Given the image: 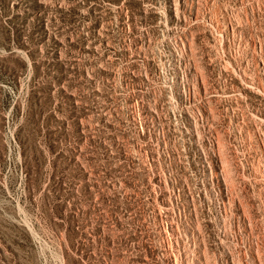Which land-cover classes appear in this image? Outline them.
<instances>
[{"label": "rangeland", "instance_id": "obj_1", "mask_svg": "<svg viewBox=\"0 0 264 264\" xmlns=\"http://www.w3.org/2000/svg\"><path fill=\"white\" fill-rule=\"evenodd\" d=\"M0 264H264V0H0Z\"/></svg>", "mask_w": 264, "mask_h": 264}]
</instances>
